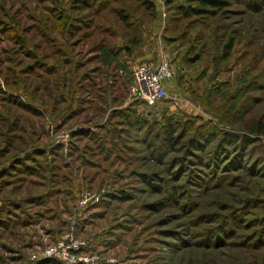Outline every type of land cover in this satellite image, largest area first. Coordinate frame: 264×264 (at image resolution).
<instances>
[{
    "label": "rangeland",
    "instance_id": "374dc122",
    "mask_svg": "<svg viewBox=\"0 0 264 264\" xmlns=\"http://www.w3.org/2000/svg\"><path fill=\"white\" fill-rule=\"evenodd\" d=\"M221 1L0 0V264H264V0Z\"/></svg>",
    "mask_w": 264,
    "mask_h": 264
},
{
    "label": "built area",
    "instance_id": "2783aa9c",
    "mask_svg": "<svg viewBox=\"0 0 264 264\" xmlns=\"http://www.w3.org/2000/svg\"><path fill=\"white\" fill-rule=\"evenodd\" d=\"M132 74L133 92L146 103L152 105L167 97L168 80L173 77V68L167 55L163 54L156 61L135 65ZM84 244L74 236H69L47 245L42 255L74 264L79 260H87V256L79 254V248Z\"/></svg>",
    "mask_w": 264,
    "mask_h": 264
},
{
    "label": "trees",
    "instance_id": "16d2710c",
    "mask_svg": "<svg viewBox=\"0 0 264 264\" xmlns=\"http://www.w3.org/2000/svg\"><path fill=\"white\" fill-rule=\"evenodd\" d=\"M200 2H203L204 4H210V5H213V6H219V5H223L224 2L221 1V0H198ZM230 140H233L232 137H230ZM172 143L174 142V140L172 139L171 140ZM50 260H53L56 264H68L66 262H63L59 259H55V258H49Z\"/></svg>",
    "mask_w": 264,
    "mask_h": 264
}]
</instances>
